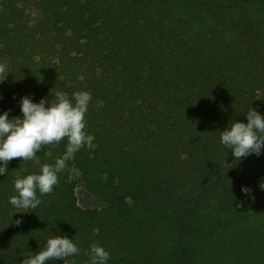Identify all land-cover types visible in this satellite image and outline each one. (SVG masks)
Masks as SVG:
<instances>
[{"label": "trees", "instance_id": "trees-1", "mask_svg": "<svg viewBox=\"0 0 264 264\" xmlns=\"http://www.w3.org/2000/svg\"><path fill=\"white\" fill-rule=\"evenodd\" d=\"M5 61L0 115L22 117L24 96L90 91L95 147L29 213L9 204L15 180L54 163L67 140L37 153L40 165H7L0 264L57 235L80 248L76 264L94 243L107 264H264V150L237 161L221 143L251 108L264 115V0H0ZM78 182L106 207L81 208Z\"/></svg>", "mask_w": 264, "mask_h": 264}, {"label": "clouds", "instance_id": "clouds-1", "mask_svg": "<svg viewBox=\"0 0 264 264\" xmlns=\"http://www.w3.org/2000/svg\"><path fill=\"white\" fill-rule=\"evenodd\" d=\"M8 76L7 62L0 63V82ZM92 100L90 91H77L71 94L56 91L55 99L49 103L42 98L39 103L33 102L30 96L21 100L22 117L9 118V112L0 115V175L8 172L7 165L13 160L33 161L40 165L37 155L45 146L59 145L67 140L63 156L54 163L40 165L38 173L28 174L15 180V191L9 199L17 213H29L43 203L40 197L49 195L60 183L59 174L68 172V182L81 175L73 164L69 168L68 161L81 149L95 147V136L87 131L86 115ZM247 123L234 122L221 132V143L229 148L236 160L251 154L259 156L264 150V115L250 109L246 113ZM225 167L231 168L226 163ZM260 187L264 189V183ZM245 195L250 193L247 187L242 188ZM39 193V195H38ZM254 199V197H253ZM21 221H16L19 224ZM80 248L67 236L57 235L49 238L43 250L29 253L22 264H45L46 261H64V264H76L69 260L79 254ZM89 264H107L110 252L99 244H92L88 252Z\"/></svg>", "mask_w": 264, "mask_h": 264}, {"label": "rangeland", "instance_id": "rangeland-1", "mask_svg": "<svg viewBox=\"0 0 264 264\" xmlns=\"http://www.w3.org/2000/svg\"><path fill=\"white\" fill-rule=\"evenodd\" d=\"M28 18L31 24L35 23L37 20V13L33 8L27 10ZM77 203L81 208H95L102 209L106 207V203L98 199L97 197L90 194L87 189L84 187L82 182H78V185L75 190Z\"/></svg>", "mask_w": 264, "mask_h": 264}]
</instances>
